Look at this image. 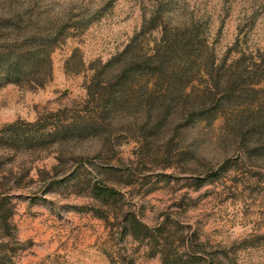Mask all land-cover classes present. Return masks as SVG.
I'll use <instances>...</instances> for the list:
<instances>
[{"label": "rangeland", "instance_id": "1", "mask_svg": "<svg viewBox=\"0 0 264 264\" xmlns=\"http://www.w3.org/2000/svg\"><path fill=\"white\" fill-rule=\"evenodd\" d=\"M16 17L22 37L65 35L43 87L0 86V196L10 213L9 233L0 235L17 264H165L140 242L113 235L114 221L91 211L96 202L86 179L114 184L139 219L162 225L176 262L189 260L190 250L202 264H264V169L234 163L196 184L237 157L221 120L189 127L175 119L148 147L137 142L145 132L139 115L113 120L103 137L69 144L35 145L40 135L27 126L82 102L93 68L136 35L156 42L152 18L168 29L193 23L220 59L244 53L263 71L264 0H0V25ZM78 174L82 183L72 178ZM119 249L126 250L121 259Z\"/></svg>", "mask_w": 264, "mask_h": 264}, {"label": "trees", "instance_id": "2", "mask_svg": "<svg viewBox=\"0 0 264 264\" xmlns=\"http://www.w3.org/2000/svg\"><path fill=\"white\" fill-rule=\"evenodd\" d=\"M151 21L160 35L156 42H138L136 35L121 52L93 68L82 102L49 114L43 124L39 118L27 125L40 135L34 138L35 145L103 137L113 120L139 115L145 132L137 142L148 147L159 141L175 119H186L189 127L201 123L211 126L221 120L225 135L237 145V157L225 159L205 178H197V186L219 178L234 163L248 162L264 169V70L259 71L256 62L244 53L232 56L226 52L220 59L193 23L168 29L155 18ZM24 28L19 17L0 25V31L7 30L5 36L0 34V86L13 83L38 89L51 78V53L64 31H34L22 37ZM105 141L110 142L109 138ZM107 168L115 176L113 169ZM72 178L82 183L80 174ZM85 181L90 198L96 202L91 211L107 223L114 221L113 235L140 242L153 256L160 255L165 264H202L201 256L190 250L189 260H173L164 227L152 228L139 219L114 184L101 179ZM9 216L6 198L0 196V233H9ZM0 236V264H17L8 250L10 242ZM125 253L119 249L116 255L121 259Z\"/></svg>", "mask_w": 264, "mask_h": 264}]
</instances>
